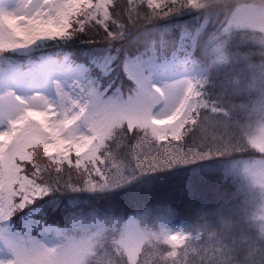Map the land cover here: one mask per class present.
<instances>
[{
	"label": "snow or ice",
	"instance_id": "1",
	"mask_svg": "<svg viewBox=\"0 0 264 264\" xmlns=\"http://www.w3.org/2000/svg\"><path fill=\"white\" fill-rule=\"evenodd\" d=\"M253 189L264 0H0V264H264Z\"/></svg>",
	"mask_w": 264,
	"mask_h": 264
},
{
	"label": "rangeland",
	"instance_id": "2",
	"mask_svg": "<svg viewBox=\"0 0 264 264\" xmlns=\"http://www.w3.org/2000/svg\"><path fill=\"white\" fill-rule=\"evenodd\" d=\"M262 204H264V201L261 200L259 194H258V190L253 189L251 191H249L246 194L245 197V202H244V208L246 210V214L249 217L248 223L251 226V231L254 233H259V226L261 223H264V221L259 219V216L261 215L262 212H264V208H262ZM255 219H252V218ZM184 227L181 224H174L172 225V227L174 229H179L180 226ZM256 264H261V257L257 256L256 257Z\"/></svg>",
	"mask_w": 264,
	"mask_h": 264
},
{
	"label": "clouds",
	"instance_id": "3",
	"mask_svg": "<svg viewBox=\"0 0 264 264\" xmlns=\"http://www.w3.org/2000/svg\"><path fill=\"white\" fill-rule=\"evenodd\" d=\"M258 194H259V192H258Z\"/></svg>",
	"mask_w": 264,
	"mask_h": 264
}]
</instances>
